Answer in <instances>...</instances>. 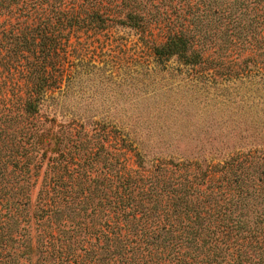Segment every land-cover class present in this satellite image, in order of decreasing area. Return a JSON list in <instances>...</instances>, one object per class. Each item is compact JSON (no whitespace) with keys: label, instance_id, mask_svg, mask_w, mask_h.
Instances as JSON below:
<instances>
[{"label":"trees","instance_id":"1","mask_svg":"<svg viewBox=\"0 0 264 264\" xmlns=\"http://www.w3.org/2000/svg\"><path fill=\"white\" fill-rule=\"evenodd\" d=\"M123 29L134 73L264 79V0H0V264H264V148L144 161L103 123L41 119Z\"/></svg>","mask_w":264,"mask_h":264},{"label":"rangeland","instance_id":"2","mask_svg":"<svg viewBox=\"0 0 264 264\" xmlns=\"http://www.w3.org/2000/svg\"><path fill=\"white\" fill-rule=\"evenodd\" d=\"M116 34L126 45L112 47L101 71L92 69L53 92L39 109L41 119L72 120L85 129L103 123L144 161L205 163L264 148V79L211 83L173 59L154 63L149 57H143L142 72L134 73L135 34L128 29Z\"/></svg>","mask_w":264,"mask_h":264}]
</instances>
